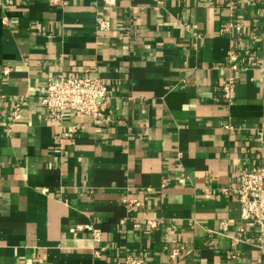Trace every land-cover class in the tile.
<instances>
[{
  "label": "crops",
  "instance_id": "crops-1",
  "mask_svg": "<svg viewBox=\"0 0 264 264\" xmlns=\"http://www.w3.org/2000/svg\"><path fill=\"white\" fill-rule=\"evenodd\" d=\"M65 1L0 0V264H264L234 192L264 165V0ZM61 76L104 81L101 122L45 118Z\"/></svg>",
  "mask_w": 264,
  "mask_h": 264
},
{
  "label": "built area",
  "instance_id": "built-area-1",
  "mask_svg": "<svg viewBox=\"0 0 264 264\" xmlns=\"http://www.w3.org/2000/svg\"><path fill=\"white\" fill-rule=\"evenodd\" d=\"M49 5L64 6L65 0H47ZM106 7H114L116 0H103ZM225 4L230 13L233 14V2L225 0ZM100 29L108 27L107 21L99 23ZM231 27V26H230ZM233 27V26H232ZM234 28L240 31V26L235 25ZM235 61V57H231ZM234 64L232 69H236ZM109 99L108 86L98 77L91 76H61L58 78L47 79L46 87L42 91L41 105L45 109V118L51 122H61L67 113H72L78 116H87L99 123L103 120L104 105ZM21 109L16 106L12 113L13 120L19 118ZM260 158L264 159V148L260 150ZM264 165L261 164L255 171H242L237 176L234 192L240 204L242 221L256 225L258 227V235L264 237ZM223 192H228L224 189ZM140 205L139 202L133 201L128 203ZM149 228L154 229L158 223L154 219L146 220ZM225 228V227H224ZM101 235L97 230L93 231V240L96 243L100 242ZM231 247H234L238 239H232ZM96 255L98 253H95ZM229 256L234 257L232 252ZM177 256L176 251L171 254V258ZM126 264H145L143 259L127 256Z\"/></svg>",
  "mask_w": 264,
  "mask_h": 264
}]
</instances>
